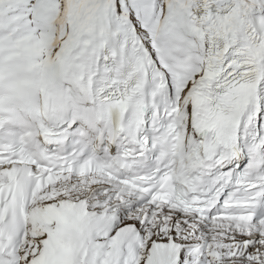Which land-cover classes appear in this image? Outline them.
<instances>
[{"label": "snow or ice", "instance_id": "obj_1", "mask_svg": "<svg viewBox=\"0 0 264 264\" xmlns=\"http://www.w3.org/2000/svg\"><path fill=\"white\" fill-rule=\"evenodd\" d=\"M0 264H264V0H0Z\"/></svg>", "mask_w": 264, "mask_h": 264}]
</instances>
